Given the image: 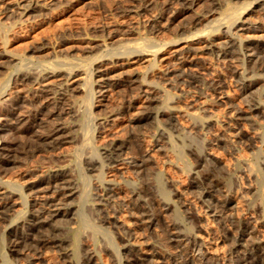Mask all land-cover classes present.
Listing matches in <instances>:
<instances>
[{"label": "rangeland", "instance_id": "rangeland-1", "mask_svg": "<svg viewBox=\"0 0 264 264\" xmlns=\"http://www.w3.org/2000/svg\"><path fill=\"white\" fill-rule=\"evenodd\" d=\"M29 1V4L32 3L33 9L25 11L23 9L24 3ZM196 1V4L194 3L189 8H184L182 0L0 1V119L6 124L0 130V143L10 144L15 149L12 152V160L7 162L3 169L0 168V186L4 185L8 191L16 188V192H12H15V196L17 194V201H21H18L19 205L16 213H12L11 216L3 219L0 218V264H47L48 259L50 263L53 262L52 264H74L72 259L63 257L61 250L57 248L50 249L42 257L38 256V253L34 254V251L31 252L33 255L26 257L12 250L10 243V223H17L22 219L20 218L22 215L23 219H26L33 208L31 207V189L23 185L24 180L34 177V175L37 177L41 173L46 174L48 171L58 168H67V171L70 168L72 174H70L71 172H68V174L71 177L72 184L75 186L78 184V187H76L83 189L88 194L83 216L86 214L84 217L85 219L88 217L86 221L90 222L83 226L86 228L82 227V252L85 251V254H87L88 251H91L95 256L94 259H97L99 264H124L123 242L116 234L117 231L113 225L114 218L128 219L130 217L128 220H132V211L136 210L134 207L138 203L144 202L148 207L150 206L149 208L153 209L155 199L160 200V196L149 186L148 174L137 170L130 161L132 158H128L138 157L141 152L140 146L147 143V147L152 149L153 156L157 158V164L160 163L158 166H161V169L167 174L171 172V176L176 177L175 179L183 185L186 191L185 195L189 193L186 197L192 198L193 196L195 210L200 214V223L194 222L188 216V209L183 208L175 200L174 190L172 188L168 189L170 186H168L166 176H164V185L169 191V196L173 200L172 203L177 206L181 215L180 228H184L183 231H185V227L190 226V234L208 241L211 250L215 252V255H211L204 252L203 249L189 245L187 252L188 254L191 253L190 256L194 255L196 257L197 255L199 258H207L210 264H239L238 260L243 248L233 246L231 225L226 219V215L234 211L236 202H240V208L243 207V212L242 208L240 212L244 217L251 219L256 216L251 220H255V222L258 220L259 223H256V225L258 224V231L260 229V233H262L261 231L264 232V195H262V193L264 194V71L253 66L251 68L252 64L250 62L243 63L244 57L241 55V52L245 51V46L253 47L264 42V17L261 13L264 10L262 6L264 4L259 5V2L264 0H218L213 16L211 14L209 18L205 17L206 20L201 24L203 29L197 32L199 33L198 36L192 35L187 38L181 33L180 28L192 17L201 14L208 6L205 0ZM17 3H20L21 8ZM226 8L230 11L225 12ZM229 13L232 14L227 15ZM234 19L237 21L233 22ZM227 22H229V27ZM95 25L97 31L93 29ZM230 25L233 26L230 27ZM228 34L233 37V42L240 46L235 51L236 55L232 58L222 57L216 47L224 41L230 40ZM138 49L143 54L137 51ZM134 50L140 54L132 56L129 51L133 53ZM181 52L188 54L192 52L191 55H194L195 61L199 59L196 62V75H193V78L189 77L191 75L189 72H187L188 74L176 76V72L166 74L164 71L169 65L170 67L175 66V55L178 56ZM196 53L199 56H195ZM117 56L121 58H116ZM164 58H167L169 63L165 64L166 60ZM112 61H116V63ZM99 65L107 67L112 82L110 84L109 81V86L104 92L100 91V84L103 81L102 76L99 75V72L92 71L94 67ZM241 68H244V71H249L251 68L249 74L253 75L247 77L244 81L245 84L250 85L249 88H242L237 81L239 78L236 71L241 70ZM130 73L140 74L139 79L143 85L140 87L136 85L138 89L136 86L134 87V84L128 86V84L118 80L119 77L123 80L124 75ZM207 74L220 80L223 85L221 92L213 89V86L207 80L210 78ZM168 75L173 79L170 82L166 80ZM178 86L180 87L178 88ZM131 87L135 89H131ZM87 90H92V92L90 91V94H88ZM154 93L157 96L158 94L159 96L162 95L160 98H166L163 102L165 108H174L178 116L183 113L179 116L180 123H183L184 128H186L182 135L177 131L174 120L168 118L166 114L156 113L153 118L149 119L150 121L139 123L129 118V114L135 113L142 106V103L148 99L144 98ZM46 100H53L51 106H55L54 108L60 113L49 116L44 105ZM126 100H129L132 106L125 108L124 113L120 114L117 122L103 125L96 119L100 113L97 106L109 108L121 104L123 101L126 102ZM190 100H192L191 103ZM202 101L203 103H199ZM196 103L205 107V110L197 109V112L199 111L198 118L193 119L186 114V111L195 109ZM140 104L141 106H139ZM257 104L261 106L255 109ZM237 111L240 114H236ZM238 115L243 117L241 119L237 118ZM39 117L47 125L54 124L55 121L62 122L66 127L67 141L56 145V147L38 145L35 134L44 130L42 128L43 122L41 123ZM237 127L244 131L246 137L250 134L256 135V138L254 137L251 142L252 145L249 144V139H246L244 135H236ZM168 138L183 147L185 155L183 158L189 162V166L191 165L188 170L182 172L177 169L175 162L164 158L162 156L164 152L155 146L158 142H166ZM122 142H128L129 147L119 155L120 157L118 156L119 158L109 161L99 159L98 161L95 160L96 163H93L94 160L90 159L99 154L102 148ZM200 150L203 152H200ZM213 151L229 165L232 175L229 181L230 188L232 187L231 192L234 193H231L230 203L224 210L225 214L222 212V215L214 214L208 209V203L201 200L203 197H199V194H197V191L201 188L196 187L189 176L190 173H195L197 179H199L202 160L206 153ZM239 157H244L248 161L239 163L236 160ZM248 163L250 166L255 167L254 172L250 173L248 171ZM151 165L147 166L148 172L154 170V166ZM246 166L247 168H245ZM215 170L217 174L222 175L218 166L215 167ZM261 186L263 190L260 188ZM108 187H112V190L110 191ZM241 195L242 197H240ZM246 195L250 197L248 198ZM111 196L116 197L114 199L110 198ZM20 197L22 198L20 199ZM153 197L156 198L153 200ZM77 202L78 198L72 200L73 204H77ZM243 203L246 206H243ZM257 203H259L258 206ZM105 204L107 205L105 206ZM127 211L130 214L125 213ZM120 213L121 216L118 217ZM13 216L16 218H13ZM67 218L69 221L72 219L70 222L66 219L65 226L67 228L78 226L79 218L77 214ZM158 221L163 224L162 219L159 217L158 220L154 221L155 223L153 222L151 226L145 228L146 231L143 230V233L145 231L147 234V236L144 234L147 241L149 240V243L158 246L157 248H160V250L163 249L165 253H169V250L175 251L174 247L177 246L163 236L164 225H161ZM153 232L156 233V236L152 235ZM157 232L159 238H157ZM26 233H31V230H27ZM241 241L244 242V240ZM238 254L239 256H237ZM175 255H177L175 258L173 256L165 258L164 264H171L183 259L181 258L183 254ZM82 258L84 259V256ZM83 259L80 260L83 262Z\"/></svg>", "mask_w": 264, "mask_h": 264}, {"label": "bare ground", "instance_id": "bare-ground-1", "mask_svg": "<svg viewBox=\"0 0 264 264\" xmlns=\"http://www.w3.org/2000/svg\"><path fill=\"white\" fill-rule=\"evenodd\" d=\"M0 1H3V0H0ZM205 1H207V3H208V6L205 8V10L201 14L192 17L190 20H188L186 22V24H184L180 28L181 29V33L185 35L184 37H187L188 38L189 36H192V35H197L198 36L199 33H197V32L200 29H203L201 27L203 25H201V24H202V22L204 20H206L205 17H208L209 18V16L211 14L213 16V13L215 12V8H216L215 5H218V0H205ZM182 2H183L184 8H189L191 5L193 6L194 3L196 4L197 1L196 0H182ZM29 3H30V1L27 2V3L26 2L24 3L25 5H24V8L23 9L25 11H28V10H32L33 9L32 6H31L32 3L31 4H29ZM259 3H260L259 5H262V4H264V1L263 2H259ZM262 6L264 7V5H262ZM20 8H21V6H20ZM227 10H228V8H226L225 12ZM228 11H230V10H228ZM261 13L263 14V17H264V10ZM230 14H232V13H229L227 15H230ZM219 18H218V21H219ZM222 19H221V21H222ZM236 21L237 20H235L233 22H236ZM230 22H231V19H230ZM205 23H207V22H205ZM228 23L229 22H227V25H228ZM223 26H224V24H223ZM231 26H233V25H230V27ZM228 27H229V25H228ZM129 28H131V27H129ZM93 29L97 31L96 25H95V27ZM201 35H199V36H201ZM229 35L230 34H228V36ZM235 43L236 42H233V37L230 35V40H226V41H224L220 45L216 44V45H218V46H216L218 53L222 57H224V58L225 57H231V58L234 57L236 55V52L235 51L238 48H240L239 44L236 45ZM209 47H211V46H209ZM139 49L137 51H139ZM129 52L132 54V56H136V55H139L140 53H142L140 51H139L140 53L139 52L137 53L136 51L133 52V53H132V51H129ZM191 53L188 54V53H185V52H181L180 54H178V56L175 55L176 56L175 57V60L176 61L173 60L175 66H171L170 67V65H169V67H166L167 69L164 70L165 73L168 74V73H171V72H176L177 73L176 76H181V75H183L185 73L188 74L187 72H189V74H191V75H189V77H192L193 78V75H196L195 74V72H196L195 70H196V66H197L196 65V62L199 59H196V61H195L194 55L193 54L191 55ZM241 53H242L241 54L242 57H244L243 58V63L250 62L252 64L251 65V68L253 66V67L259 68L260 70H263L264 71V42L261 43V44H258L256 46H253V47H249V46L246 47L245 46V51L244 52H241ZM123 54H125V53L123 52ZM111 55L113 56V54H111ZM195 56H199V55H197V53H196ZM107 57H108V55H107ZM116 58H121V57H118L117 56ZM196 58H198V57H196ZM164 59L166 60L165 64L169 63V61L167 60V58H164ZM106 60H107V58H106ZM112 62L113 63H116V61H112ZM102 66L101 65L96 66V67L93 68L92 71L99 72V75L102 76V80L103 81L100 84V87H101V90L100 91L101 92H104V91L107 90V88H108L107 86H109V81H110V78L111 77L108 75L109 70L107 69V67H102ZM251 68H250V70H251ZM159 69H162V68H159ZM204 69H203V72H204ZM207 69H209V68H207ZM207 69H206V71L209 72V70H207ZM198 70H199V68H198ZM250 70L249 71L248 70L247 71H244V68H241V70H237L236 71L237 74H238V78H239L237 81H238L239 84H241V87L242 88H249V86H250L249 84H245L244 83V81L247 79V77L253 75V74H249V72L251 73ZM253 70H254V68L252 69V71ZM197 73H199V72L197 71ZM211 73H213V72L211 71ZM208 74H207V76H208ZM139 75H135V74H131L130 73V74L124 75V79L123 80L120 79V77H119L118 80L124 82V84H128V86L134 84V87L136 85H138L140 87L141 85H143V83H142V81H140ZM24 77L26 78V76H24ZM208 77H210V76H208ZM166 80H168V82H170L173 79L171 77H169V75H168V77L166 78ZM207 80L213 86V89L215 91H217V92L220 91L221 92V87L223 85L220 82V80H218V78L210 77ZM113 83H115V82H113ZM83 84H84V82H83ZM110 84H112V82ZM180 86H182V85L180 84ZM180 86H178V88ZM76 87H77V85H76ZM79 88L82 89V87H80V86H79ZM86 89H87V87H86ZM131 89H135V88H132L131 87ZM137 89H138V87H137ZM90 91L92 92V90H90ZM90 91H88V94H90ZM132 91H134V90H132ZM182 92H183V90H182ZM155 94L156 93L150 94V95L146 96L144 99H146V98H148V99L145 100L144 103H142V106H141V104L139 105L141 107H139V109L136 110L135 113L134 112L130 113L129 114L130 115L129 118L131 120L139 123V122L148 121L149 119L153 118V116L156 113L166 114V116H168V118H170L171 120H174V122L176 124L177 131L182 135V133L184 132V130L186 128H184L185 126H184L183 123H182L183 125L180 123L179 116H181L183 113L179 114V116H178V114L176 113L177 111L174 110V108L173 109H171V108H165L164 105H163V102H165V99L166 98L165 99L164 98H160L162 95L159 96V94H158V96H157ZM131 97H132V95H131ZM51 101H53V100H50V101L46 100V102H44L45 103L44 105L46 107V112L48 113V115L49 116H54V115L59 114L60 112L57 111V109L54 108L55 106H51V105H53V102H51ZM191 101L192 100H190V103H191ZM41 102H42V100H41ZM197 103H198V101H197ZM197 103H196V107L194 106L195 109L186 111V114H188V116L192 117L193 119L198 116V112L199 111L197 112V109L200 108L201 110H205V107H203L202 105L199 106V105H197ZM199 103H203V101L202 102H199ZM130 105L132 106V104H130L129 100L128 101L126 100V102L123 101L121 104H117V105L111 106L109 108L106 107V106H104V107L103 106H97L98 109L100 110V113H99V116H97L96 119H98V121L100 123H103V125L104 124L105 125H108V124H111V123H113L115 121L117 122V119L119 118L120 114L121 113H124L125 108H128ZM190 106H192V105H190ZM260 106H261L260 104L255 105V109L260 108ZM170 107H171V105H170ZM75 109H76V107H75ZM206 110H207V108H206ZM69 111H71V110H69ZM126 112H127V110H126ZM70 113H72V111ZM237 113H239V112L237 111L236 114ZM242 117L243 116L238 115L237 118H240L241 119ZM159 118L161 119L160 116H159ZM39 120H41V123L43 122L42 128L44 130L39 131V133H36L35 134V137H36L35 140L38 143V145L44 146V147H46V146H50V147H53L54 146V147H56V145H58V144H60L62 142L67 141L68 135H67L66 127H65V125L62 122L55 121L54 124L47 125V123H45L44 120L41 117H39ZM206 122H207V120H206ZM5 125L6 124L4 122H2L1 119H0V130H2L5 127ZM197 126H198V124H197ZM187 127H188V125H187ZM236 129H237L236 135H238V136H243L244 135L246 137V135H245V133H244L243 130H241L239 127H237ZM193 133H195V132L193 131ZM255 133L258 134L257 132H255ZM195 135H196V133H195ZM140 137H141V134H140ZM162 137H163V135H162ZM247 137H246V139H249V141H250L249 144L252 145L251 142H252V140H253L254 137L256 138V135L254 134V136H253V135L250 134ZM260 137H261V135H260ZM170 138L166 139V142H163V143H159L158 142V143H156L155 146L157 147V149H160V150H162V152H164V155H162V156H164V158H166L167 160H169L171 162H175L176 168L179 169L180 171L184 172V171L188 170L191 165L189 166V162H187L183 158V156H185L184 153H183V147L175 144L171 140L173 137L171 139ZM179 138L181 139V136ZM227 138H229V137H227ZM258 138H259V135H258ZM141 139H143V138H141ZM163 141H164V139H163ZM191 141H192V139H191ZM128 142H122V143H119V144H112L111 146L109 145L107 147H104V148H102V151L99 152V154H96V156H93L90 159H93L94 160L93 163L95 162V160L98 161L99 159L100 160H105V161L106 160H108V161L109 160H115L119 155H121V153L127 147H129ZM135 143H136V140H135ZM188 143H189V141H188ZM81 144H83V143H81ZM147 144H143V145L140 146L141 147V152H140V154H139L138 157L136 156V157H128V158H132V160L130 159V161H132L131 162L132 165L135 166L137 168V170H139L140 172L141 171H144V172H146V174H148L147 176H148L149 186H151L154 189V191L156 192V194L160 196V200H158V199L156 200L155 199L156 197L155 198L153 197V200L155 199V202H154L153 207H152V205H151V207L154 209L155 212L153 211V209L149 208L150 206L148 207L144 202H141V203H138L134 207L136 210L135 211H132V213H133V215H132V218L133 219L132 220H128L130 217H128V219H123V218L121 219L119 217V216H121V213H120V215L118 214V217L119 218H117V217L114 218V222H113L114 224L113 225H114V227H115V229L117 231L116 234H118L119 239L121 240V242H123L122 244H123V249H124V254H123L124 255V260H123L124 261V264H164V259L165 258H167L169 256H173L175 258V257H177V255H175V254H179V253L180 254H183V257H181L183 259H181L179 257L181 259L180 261H178V260L175 261L174 260L175 262H172L171 264H210L208 262L207 258L206 259L199 258V257H197V255H196L197 258L194 257V255L193 256L192 255L190 256L189 255V254H191L190 252L188 254V252H187L188 250L187 249H188V246L189 245H192V246L194 245L198 249H203L204 252H208L211 255H215V252L211 250V247H210V244H209L208 241L203 240L201 238L200 239L199 238H196L195 235L190 234V230H189L190 226L189 227H185V229H186L185 231H183L184 228H180L181 225H179V224H180V219H181L180 216L181 215L178 212L177 206L172 203L173 200L170 198L169 191L166 189V187L164 185L163 177L166 176V181L168 183V186H170V187H168V189L169 188H172L174 190V195L176 197L175 200L178 201L183 208L186 207L188 209V216L194 222H197L198 223L199 222V218H200L199 217L200 214H198L197 211L195 210V207H194L195 204L193 202L194 199L192 200L193 196H192V198L191 197L190 198L186 197L189 193H187V195H185L186 194L185 193L186 191L184 190L183 185L177 179H175L176 177L174 178V176H171V172L167 174L164 170L161 169V166L160 167L158 166L160 163L157 164V162H156L157 161L156 160L157 158H155L153 156V154H152L153 152L151 151L152 149H149L147 147ZM138 146H139V144H138ZM13 150L15 151V149L10 144H6V143H3V142L0 143V168L1 169H3V167L5 166V164L7 162H9V161L12 160V156H13V153L12 152H13ZM196 151H197V149H196ZM200 152H203V151L200 150ZM203 155H204V153H203ZM121 159L123 160V158H121ZM236 160L239 163L241 161H243V162L244 161H248L244 157L236 158ZM202 161H203L202 166L199 169L200 170V177H199V179H197V176L195 175V173H192V174L190 173L189 176L192 179L191 181L194 182V185H196V187L201 188L199 191H197L198 192L197 194H199V197H203V199H201V200H204V201H206V203H208L207 204V207H208V209H210V211H212L214 214H217V215H222V212L225 214L224 210L228 207V205L230 203V195L232 196V194L234 193V192L233 193L231 192L232 187L230 188V181H229L231 179V177H232V175H231V168L229 167V165L226 162H224L220 158V156H218L217 154H215L214 151L213 152L206 153V156L203 158ZM238 162H237V164H238ZM150 164H152L154 166V170H152L153 172H148L149 169H147V166L150 165ZM233 164H234V162H233ZM216 166H218L220 168V170L222 172V175L217 174V171L215 170V167ZM241 166H242V164H241ZM233 167H235V166H233ZM94 168H95V166H94ZM245 168H247V166ZM66 169H64V168H58V169H55V170L50 171V172L48 171L46 174H42V173H41V175L38 174L37 177L34 175V177H31L29 179H26L25 178L26 180H24V183L21 181V183H23L24 186H27V187H29L31 189L30 190L31 191V195H32V198H31V201H32L31 204H32V206L31 207H33V208H32V210L29 213V217H27L26 219H23V215L20 214V215H22L20 217L22 219L19 218L20 221H18L17 223H10V225H9V227H11V230H10V234H11L10 243H11V246H12V250H14L15 252L20 253V254H22V255H24L26 257L29 256V255L30 256L33 255V253L31 254V252L34 251L35 252L34 254L38 253V256L42 257L43 254H45L50 249L57 248V249L61 250V254H62L63 257L72 259L73 260L72 262H74V264H99L97 262V259H94L95 256H93V254H92L91 251H88L87 254H85V251L82 252V247H81L82 246L81 245V241L83 240V238L81 240L82 227L85 226L87 222H90L88 220L86 221V219H88V217H86V219L84 217V216H86V214H84V216H83V209H86L85 208L86 207L85 205L87 204L88 194L86 192H84L83 189H81V188L78 189L77 188L78 187L77 186L78 184L76 185L77 187L74 184H72L71 177L68 174V172H71L70 171V168H69V171H67L68 169L67 170ZM254 169H255V167L250 166L249 163H248V171L251 173L252 171L254 172ZM243 171H245V170L243 169ZM248 171H246V172H248ZM258 172H259V170L257 171V173ZM43 173H45V172L43 171ZM70 174H72V172ZM246 174H248V173H246ZM235 178H236V176H235ZM257 178H256V180H257ZM232 180H233V178H232ZM192 182H190V183L193 184ZM256 183H258V182H256ZM3 184H5V183H3ZM105 184H107V183H105ZM239 184H241V182H239ZM239 184H238V186H239ZM232 185L234 186L233 183H232ZM12 188L14 189L15 187H12ZM260 188H262V186ZM263 188H262V190H263ZM15 189L14 190H10L9 189L10 191H8L7 188L4 185L3 186H0V218H2V219L5 218V217L11 216L12 213H16L17 210H18V205H19V202L18 201H20V200L17 201V198H16L17 197V194H16V196L14 195V193L16 192ZM108 189L111 191L112 190V187H108ZM239 189H240V187H239ZM145 190L148 191L146 188H145ZM12 191H15V192H12ZM151 191H153V190H151ZM236 191H237V188H236ZM260 191H261V189H260ZM261 192H263V191H261ZM245 193H246V191H245ZM238 194L240 195L241 193H238ZM110 195H111V193H110ZM116 195H117V193H116ZM194 195H196V194H194ZM262 195H264V194L262 193ZM115 197H112L111 196L110 198H114L115 199ZM120 197H121V195H120ZM240 197H242V195ZM240 197H239V199L241 200ZM244 197H245V195H244ZM251 197H253V196H251ZM21 198L22 197H20V199ZM74 198H78L77 204H73L72 203V200ZM108 198H109V196H108ZM234 199L236 200V198H234ZM110 201H111V199H110ZM242 201H244V200H242ZM257 201H259V200L257 199ZM117 203H119V202H117ZM21 204H23V203H21ZM21 204H20V206H21ZM135 204H136V202H135ZM250 204H251V202H250ZM106 205L107 204H105V206ZM239 205H240V202H238V203L236 202L235 205H234V211L232 213L229 212L228 215H226L227 216L226 219H227V221L231 225L232 243H233V246H240V247L243 248V251H244V252L242 251L241 254L239 253L241 255L240 256V259L238 260L239 261V264H264V232L261 231L262 233H260L259 232L260 229L258 231V226H257L258 224L256 225V223L258 222V220H257V222H255V220H251V219H254L256 217L255 216L256 213L254 214V216H255L254 218L249 219L247 217H244V215L241 214V212H240V209L241 208H242V212H243L244 209H243V207L240 208ZM256 205L258 206L259 203H257ZM243 206H246V204L243 203ZM92 207L94 208V206H92ZM126 208H127V206H126ZM130 210H128V211H130ZM245 210H246V208H245ZM128 211L125 212V213H128ZM168 211H170V212H168ZM186 212H187V210H186ZM246 212H248V211L246 210ZM84 213H85V211H84ZM18 214H19V212H18ZM74 214H77V217L79 218V224H78L77 227L67 228L65 226L66 219H68L67 217H70V216H72ZM128 214H130V212ZM259 214H260V212H259ZM246 215H247V213H246ZM15 216L17 217V215H15ZM15 216H13V218H16ZM127 216H129V215H127ZM184 216H185V214H184ZM247 216H249V215H247ZM159 217L162 219V223L163 224H161L159 222L160 220L158 222L161 225H164V235L163 236H165L170 242H173L174 245L177 246V247H174L175 248V251L169 250L168 251L169 253H165V251L163 252V249L160 250V248H157L158 246L157 247L154 246V244L149 243L148 242L149 240L147 241V239H146L147 234L145 232L146 231L145 228L151 226L155 220H158L159 219ZM8 219H10V218H8ZM221 219H223V218H221ZM67 221H69V219ZM12 222H13V220H12ZM73 222H74V220H73ZM158 222H156V223H158ZM262 222H261V224H262ZM110 224H111V222H110ZM95 227H96V225H95ZM95 227H94V231L96 229ZM227 227H229V226H227ZM259 227H261V226H259ZM83 228H86V227H83ZM29 229L31 230V233H26V231L29 230ZM144 229H145V231L143 233V230ZM156 229H158V228H156ZM148 230H149V228H148ZM151 231H152V229H151ZM84 233H86V232H84ZM144 234H146V236ZM155 234L153 232L152 235H155ZM87 236H88V233H87ZM155 236H154V238H155ZM157 238H159L158 237V232H157ZM241 240H244V242L241 241ZM155 244H156V241H155ZM85 247H84V249H85ZM195 247H193V248H195ZM167 248H169V247L167 246ZM94 254H95V252H94ZM239 254L237 256H239ZM184 255H185V257H184ZM203 255L206 256L207 254H203ZM82 256H84V259L82 258ZM80 259H83V262ZM119 259H120V257H119ZM50 260H52V259H50ZM167 261H168V259H167ZM52 263H50L49 262V259H48L47 264H52ZM214 264H218V263H214Z\"/></svg>", "mask_w": 264, "mask_h": 264}]
</instances>
